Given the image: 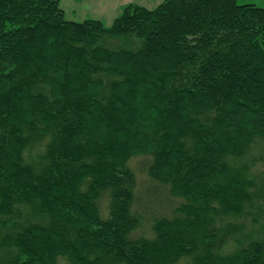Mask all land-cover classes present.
I'll list each match as a JSON object with an SVG mask.
<instances>
[{
	"label": "trees",
	"instance_id": "1",
	"mask_svg": "<svg viewBox=\"0 0 264 264\" xmlns=\"http://www.w3.org/2000/svg\"><path fill=\"white\" fill-rule=\"evenodd\" d=\"M60 2L0 0V264H264V5Z\"/></svg>",
	"mask_w": 264,
	"mask_h": 264
},
{
	"label": "crops",
	"instance_id": "2",
	"mask_svg": "<svg viewBox=\"0 0 264 264\" xmlns=\"http://www.w3.org/2000/svg\"><path fill=\"white\" fill-rule=\"evenodd\" d=\"M163 0H61L67 19L83 21L88 18L100 19L110 25L119 16L125 5L138 3L150 8L149 4Z\"/></svg>",
	"mask_w": 264,
	"mask_h": 264
},
{
	"label": "rangeland",
	"instance_id": "3",
	"mask_svg": "<svg viewBox=\"0 0 264 264\" xmlns=\"http://www.w3.org/2000/svg\"><path fill=\"white\" fill-rule=\"evenodd\" d=\"M238 3L240 4H244V3H254L256 5H264V0H237ZM158 2H154L152 4H149L150 8H154L156 7L158 4ZM126 6V5H125ZM124 6V7H125ZM141 160V159H140ZM135 168L137 169L138 172V178H139V189L143 190L146 187V182L148 181V178H146V174H145V168L142 167V163H139V160H135L133 162ZM141 165V166H140ZM260 185L262 184V180H259ZM141 194H143V192L141 191ZM146 195V194H144ZM144 197V196H143ZM144 199V198H143ZM162 199V198H161ZM160 199V203H163L165 206H170L167 202L166 199L161 200ZM173 203V202H172ZM159 204L157 203L155 206H153L155 208V210H160V212L163 211L164 207L159 206ZM152 207V205H151ZM158 207V208H156ZM167 208V207H166ZM244 225V230L248 231L252 228V219L250 215H246V213L242 216H238V217H230L227 226L231 225L233 226V228L239 227L240 225ZM148 225L146 224L144 225L145 228L148 229ZM138 234V233H137ZM237 245V240H233V238L231 239V236L228 237V239L226 240V243H224V245L222 246V250L223 252H228V250H232L235 246ZM59 264H63V261H61ZM180 264H185V261H182Z\"/></svg>",
	"mask_w": 264,
	"mask_h": 264
},
{
	"label": "bare ground",
	"instance_id": "4",
	"mask_svg": "<svg viewBox=\"0 0 264 264\" xmlns=\"http://www.w3.org/2000/svg\"><path fill=\"white\" fill-rule=\"evenodd\" d=\"M250 230L246 231V232H249Z\"/></svg>",
	"mask_w": 264,
	"mask_h": 264
}]
</instances>
